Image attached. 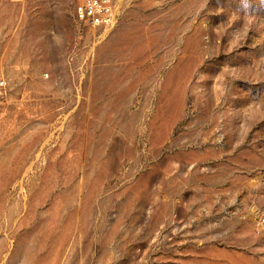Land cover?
<instances>
[{"label":"rangeland","instance_id":"obj_1","mask_svg":"<svg viewBox=\"0 0 264 264\" xmlns=\"http://www.w3.org/2000/svg\"><path fill=\"white\" fill-rule=\"evenodd\" d=\"M264 0H0V264H264Z\"/></svg>","mask_w":264,"mask_h":264},{"label":"built area","instance_id":"obj_2","mask_svg":"<svg viewBox=\"0 0 264 264\" xmlns=\"http://www.w3.org/2000/svg\"><path fill=\"white\" fill-rule=\"evenodd\" d=\"M76 22L95 31L112 26L119 16L120 0H71ZM264 224V218L259 220Z\"/></svg>","mask_w":264,"mask_h":264}]
</instances>
